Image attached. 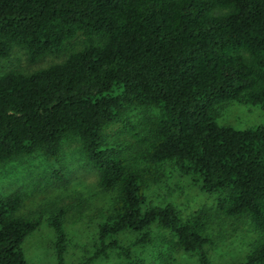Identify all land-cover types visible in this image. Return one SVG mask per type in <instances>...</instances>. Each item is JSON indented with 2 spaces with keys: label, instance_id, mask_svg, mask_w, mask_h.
<instances>
[{
  "label": "trees",
  "instance_id": "trees-1",
  "mask_svg": "<svg viewBox=\"0 0 264 264\" xmlns=\"http://www.w3.org/2000/svg\"><path fill=\"white\" fill-rule=\"evenodd\" d=\"M79 35L81 49L63 62L0 75V163L43 156L63 180L64 148L78 144L100 187L116 193L99 240L119 246L127 264H149L133 248L152 246L156 230L196 264H214L211 210L183 218L149 196L167 166L192 179L219 214L248 216L264 233V124L219 122L231 103L264 108V0H0V65L17 47L31 63L66 53ZM136 110L147 114L139 164L106 135L114 124L136 130ZM24 200L22 192L0 196V264H26L23 243L44 223L66 264L64 209L24 216ZM237 264H264V240Z\"/></svg>",
  "mask_w": 264,
  "mask_h": 264
},
{
  "label": "rangeland",
  "instance_id": "rangeland-1",
  "mask_svg": "<svg viewBox=\"0 0 264 264\" xmlns=\"http://www.w3.org/2000/svg\"><path fill=\"white\" fill-rule=\"evenodd\" d=\"M83 40L84 37L79 35L70 41L66 53L50 55L36 63L29 62L26 50L17 47L12 56L1 63L0 75L9 71L31 73L61 63L71 51L81 49ZM146 116L140 110L130 114L131 121L137 126L134 131L129 132L122 124H114L106 131L109 144L119 147L130 162L139 164L141 161L139 138L144 135ZM219 122L238 130L259 127L264 124V108L231 103L222 111ZM55 168L43 156L18 157L0 163V196L24 193L25 200L20 209L24 216L33 217L52 209H64L68 242L66 264H127L119 246L108 244L104 248L98 236V225L112 209L116 193L100 187L98 171L88 164L76 143L64 148L61 164L65 174L63 180L55 178ZM159 173L149 191L154 202L176 205L183 218L202 208L211 210L208 234L212 242L207 245V250L214 264L241 263L251 247L264 240V233L255 230L250 217L227 218L219 214L212 198L202 193L192 179L180 176L168 166ZM131 238L120 244L128 245ZM172 238L156 230L154 244L146 248H133V256L149 264H159L165 259L181 264H196L195 256L170 244ZM22 250L26 264H58L56 233L48 223L25 240Z\"/></svg>",
  "mask_w": 264,
  "mask_h": 264
}]
</instances>
